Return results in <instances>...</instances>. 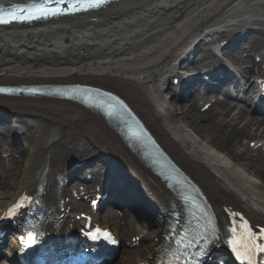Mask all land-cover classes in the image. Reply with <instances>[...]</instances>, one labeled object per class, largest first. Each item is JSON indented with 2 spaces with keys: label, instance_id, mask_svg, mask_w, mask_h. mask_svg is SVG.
I'll list each match as a JSON object with an SVG mask.
<instances>
[{
  "label": "bare ground",
  "instance_id": "6f19581e",
  "mask_svg": "<svg viewBox=\"0 0 264 264\" xmlns=\"http://www.w3.org/2000/svg\"><path fill=\"white\" fill-rule=\"evenodd\" d=\"M235 1L120 0L93 14L44 26L0 28V84L81 82L116 91L205 188L215 205H225L234 214L254 205L258 213L252 215V221L264 225V179L259 178V172L212 145L213 135H197L186 121L191 107L180 102L172 108L163 90L169 75L177 72L200 44L237 21L248 23L264 16V0H241L232 5ZM57 52L66 56L58 59ZM0 106L34 132L31 154L13 178L11 192L35 185L41 168L47 169L45 181L51 185V177L63 170L67 157L77 156L80 148L87 147L119 152L133 178L161 201L165 196L162 185L122 150L114 133L90 113L67 102L44 99L0 97ZM227 109L225 102L214 109L220 122L210 124L213 130L242 122L245 136L264 139L263 122L246 119L244 111L226 121ZM243 152L250 157L251 152L259 154L260 150L247 147ZM0 170L3 181L9 169L1 158ZM2 181L0 189L5 186ZM113 220L108 219L107 224L115 227ZM125 228L132 235L136 233L127 224ZM128 235L125 245L131 243ZM148 240L137 250L126 247L119 264L140 263V249L151 255L159 245L156 232Z\"/></svg>",
  "mask_w": 264,
  "mask_h": 264
},
{
  "label": "snow or ice",
  "instance_id": "6c2138e0",
  "mask_svg": "<svg viewBox=\"0 0 264 264\" xmlns=\"http://www.w3.org/2000/svg\"><path fill=\"white\" fill-rule=\"evenodd\" d=\"M107 2V0H39V3L33 2L30 4H13L10 7H3L0 6V24H9L14 21H33V20H39V19H47L49 17L58 16V15H66L75 13L78 11H86L93 8H99L102 5H104ZM67 4L68 6L60 7V5ZM55 4L56 6L53 7L52 5ZM0 91H7L6 89H0ZM109 108L112 109V111H109V115H112L115 111L114 105H109ZM133 136L137 139H140L142 136V133H133ZM9 215H15L14 211H10ZM238 215V214H233ZM245 226L247 225V221H244ZM236 231V228H233V232ZM100 229H96L95 232H89L87 235L93 239L98 240L103 238L104 240L108 241L109 243H116L115 240L111 239V236L109 233L105 232L103 234V237L99 235ZM215 234V228L211 227L209 231L199 232L198 235V241L199 240H207L208 235ZM38 233H35L33 231H29L27 233L28 237V243L36 244L37 243V237ZM258 234L255 232H252L251 228L247 229V237L250 241L249 244H244L243 251H241V245L240 242L232 239L229 240L228 243L232 246V251L236 254L238 259L241 260H247L248 264H252V259L255 253L258 251L260 253H264V245L256 244L255 243V237ZM259 235H264V229L260 230ZM191 246L186 245V247ZM203 251V250H202ZM177 259H179L177 257Z\"/></svg>",
  "mask_w": 264,
  "mask_h": 264
},
{
  "label": "rangeland",
  "instance_id": "374dc122",
  "mask_svg": "<svg viewBox=\"0 0 264 264\" xmlns=\"http://www.w3.org/2000/svg\"><path fill=\"white\" fill-rule=\"evenodd\" d=\"M264 20V18H262ZM264 29V23L262 24ZM166 88V86H165ZM168 91H165V93ZM171 106H175L174 102L170 101ZM192 113V118L187 120L189 125L191 124V128L195 129L197 133H204L207 135H213V144H219L222 148H229L233 150V152L240 151L243 147V143L247 140L252 139L253 137L245 136L241 128L239 129L238 125L236 127H232L228 125L224 127L222 130L212 129L210 127L211 123L217 124L219 122L218 117H216L215 122L212 119H209L207 116L197 113L196 111L190 110ZM249 138V139H247ZM254 139V138H253ZM244 158V157H242ZM245 159V158H244ZM256 164V163H255ZM252 167H257L260 170L259 176H264V168L251 164ZM143 255V253H142Z\"/></svg>",
  "mask_w": 264,
  "mask_h": 264
},
{
  "label": "water",
  "instance_id": "95a60500",
  "mask_svg": "<svg viewBox=\"0 0 264 264\" xmlns=\"http://www.w3.org/2000/svg\"><path fill=\"white\" fill-rule=\"evenodd\" d=\"M64 56H65L64 53H59V54H58V57H59V58H63Z\"/></svg>",
  "mask_w": 264,
  "mask_h": 264
}]
</instances>
